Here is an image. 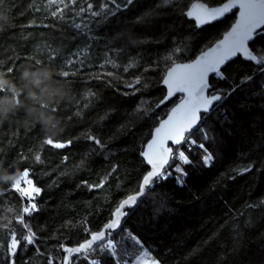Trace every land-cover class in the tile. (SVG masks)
I'll return each instance as SVG.
<instances>
[{"label": "trees", "instance_id": "obj_1", "mask_svg": "<svg viewBox=\"0 0 264 264\" xmlns=\"http://www.w3.org/2000/svg\"><path fill=\"white\" fill-rule=\"evenodd\" d=\"M196 1L223 0H173L161 8V0H117L119 7L112 0H75L67 8L48 0H0V86L6 89L0 91V190L5 177L14 179L25 168L41 188L37 210L25 221L37 234L32 244L21 241L14 264H48L49 256L59 264L61 244L82 242L86 227L101 228L120 199L138 190L149 170L140 156L144 143L180 97L156 107L165 93V70L192 59L235 17L231 12L197 27L186 15ZM88 3L98 16L86 9ZM102 3L108 8L101 9ZM56 7L63 16H51ZM249 47L264 54V27ZM222 69L226 79L217 73L209 79L210 93H223L221 102L190 135L196 143L182 146L189 162L179 157L175 163L174 156L115 232L126 234L127 246L118 249L127 247L121 264L132 261L133 237L160 264H252L263 256L264 62L237 56ZM62 72L69 74L66 80ZM245 75L251 80L242 82ZM46 135L71 143L45 145ZM200 144L212 156L207 165ZM249 164L248 172L238 173ZM101 179L103 186L88 187ZM16 197L0 191V205L14 206ZM12 226L18 234L20 225ZM7 238L0 228V264ZM102 256L82 255L70 264H93Z\"/></svg>", "mask_w": 264, "mask_h": 264}, {"label": "snow or ice", "instance_id": "obj_2", "mask_svg": "<svg viewBox=\"0 0 264 264\" xmlns=\"http://www.w3.org/2000/svg\"><path fill=\"white\" fill-rule=\"evenodd\" d=\"M51 3L63 4L64 8L69 5H73L75 0H48ZM112 3L119 7L117 0H112ZM128 3H132V0H128ZM173 0H161V3L157 5L161 8L166 5H172ZM127 6V5H125ZM238 6L240 9L239 15L236 22L232 24L231 28L223 34L222 40H217L215 44L208 48L207 51H202L195 60L187 64H176L173 62L171 66L167 67V71L164 73L162 83L167 86L168 93L164 97V100L168 99L169 96L175 91L185 93L184 99L180 103L176 104L168 113V117L165 120H161L158 127L152 132V139L148 141L146 148L141 151L140 156L143 157V162L150 165L151 168L144 175L139 178L138 191H134L132 194L127 195L124 199L120 200L110 214V218L106 223L103 224L102 228L97 231H90L87 227L85 231L88 232V237L82 242L78 243L74 247H66L61 244L60 248L63 250V258L60 264H70L73 258L71 254H82L88 250L95 248L96 242H101L107 239V244L101 249L104 256L100 258L97 264H107V261H112V264H121V261L125 259V252L127 247L123 250H118L117 242L109 236V230H111L112 236L115 235V231L121 226V218L126 215L125 209L135 205L140 198H142L147 191L151 189V185L155 183L157 179L164 176V172L161 171L164 165L168 162L169 154L173 152V149L167 147L165 142L171 141L173 144H179L182 140L187 139L191 132L198 127L199 115L198 113L203 110L207 113H211L210 105L213 101H219L222 99L223 93L206 96L204 89L207 87L205 77L209 72H216L221 79H226L224 76V70L221 65H225V62L232 56L241 53L245 59L261 63L264 62V54H254V50H250L247 42L251 41L255 34V30L261 25H264V0H227L226 3L221 4L219 7L207 8L204 4L193 3L189 10L186 12L188 17L195 16L197 25L203 24L206 20L211 21L227 12L230 8ZM94 5L88 3L86 9L90 11L93 17L99 15L98 12L92 11ZM101 9H107L108 5L102 3ZM85 8H80V12H84ZM58 14L63 16V9L56 7L51 12L52 17H57ZM146 13L145 15H150ZM143 20V17H138V21ZM79 28V25H76ZM261 53H264V49H261ZM171 59V57H167ZM110 62V61H109ZM40 63L39 60L36 61ZM71 63V61H69ZM127 70V69H125ZM13 68H8L7 72L11 73ZM60 75L67 77V72H62ZM110 75V74H109ZM98 79L100 77H97ZM251 80V77L245 75L242 77L243 81ZM134 83H139L137 78ZM235 85V81H232ZM129 88L131 84L127 85ZM231 90V89H230ZM0 91H6L3 86H0ZM15 95V94H14ZM164 101L161 100L160 103ZM207 138V129H201ZM87 139L93 141L95 144L103 146L101 141L93 135H88ZM45 145H51L55 148H63L66 144H70L71 141H61L53 139L50 136H45L43 142ZM191 143L195 144L196 141L192 140ZM199 147L205 151V155L202 157L205 165L212 159L210 153L204 148L203 144ZM182 162L188 163L187 157L183 152L179 153ZM34 159L39 162L40 155L37 153ZM65 159H67L65 157ZM113 169L117 168V165H112ZM252 167L249 164L247 167H242L238 170L239 174H243L249 171ZM177 171H181L179 166ZM107 177H105L106 179ZM8 181L6 187L0 191L13 192L17 194L20 200L23 202V206L19 210V214L15 217V223L21 225L25 234L18 236L16 230L11 223L0 225V228L6 230L7 234V246L5 250V264H14L13 256L18 250V246L21 241H26L28 244L34 242L35 233L32 231L25 221L32 212L37 210V204L34 202L35 197L40 195L41 188L36 186L33 179L30 176L28 168L23 169L20 175L11 179L8 177L4 178ZM104 179H101L99 184L88 185L91 189L93 187L99 188L103 186ZM84 183V182H82ZM255 205L246 207H254ZM135 245H140L138 238L133 237ZM127 246V241H125ZM107 257L105 260L104 257ZM48 264H54V257H48ZM130 264H160V261L156 258L143 260L137 257V260L130 261Z\"/></svg>", "mask_w": 264, "mask_h": 264}, {"label": "rangeland", "instance_id": "obj_3", "mask_svg": "<svg viewBox=\"0 0 264 264\" xmlns=\"http://www.w3.org/2000/svg\"><path fill=\"white\" fill-rule=\"evenodd\" d=\"M172 59V58H171ZM58 84V86L59 87H61V86H63L65 83L64 82H62V81H58L57 82ZM54 84H56V82L54 81ZM145 86V85H144ZM144 86H142L140 89L142 90L143 88H145ZM221 102V100H219L216 104L218 105L219 103ZM216 105V106H217ZM215 106V107H216ZM196 131V128H195V130H193L192 132H191V135L194 133ZM189 141H192V138L190 137V135L187 137V139H185V140H182V142L175 148V149H173V156H172V158L175 156L176 158L174 159V161H175V163H177V161L179 160V157H180V155H179V153H181V152H183V149H182V146L183 145H186V144H188V142ZM171 158V159H172ZM171 161V160H170ZM169 161V162H170ZM174 163V164H175ZM169 164V163H168ZM17 178V177H16ZM15 179V178H14ZM14 203H15V205L14 206H11V202H6V203H4V201H3V204H2V202H1V205H0V225H4V224H6V223H11V225H13V223H15V217L19 214V210H20V208L23 206V202L20 200V198L19 197H16L15 199H14ZM26 224H27V222H25ZM28 225V224H27ZM30 227V226H29ZM2 229V231L6 234V230H4L3 228H1ZM31 229H32V231L34 232V233H36L37 234V231H35L34 230V228H33V226H31ZM120 229V228H119ZM118 230V229H117ZM116 230V231H117ZM115 231V232H116ZM25 234V232H24V230H23V228H22V226L20 225L19 226V233L17 234L18 236H23ZM7 235V234H6ZM111 235H112V233H111V231L109 232V236L111 237ZM125 232L124 231H119V232H117V234L115 235V237H111L112 239H114L116 242H117V248L118 249H120V248H122V247H124L125 246ZM107 244V239H105V243H101V244H97V245H95V248H93V249H90V250H88L86 253H82V254H79V255H77V254H71L72 255V257L73 258H78V257H80V256H82V255H88V254H90V255H99L100 254V252H101V249L104 247V245H106ZM261 245H262V247L264 248V232L262 233V235H261ZM60 249H58V251H59ZM133 252H134V255H133V257H132V261H135V260H137V257H140L141 259H143V260H148V261H150L151 259H153L154 257H153V255L151 254V252H149L146 248H144L142 245H135L134 247H133ZM58 258L60 259V260H62V258H63V255L60 257V256H58ZM72 258V259H73ZM257 258V257H256ZM97 262V260L95 259L94 260V262H93V264H97L96 263ZM59 264H60V262H59ZM252 264H264V254H263V256H259V258L256 260V261H254Z\"/></svg>", "mask_w": 264, "mask_h": 264}, {"label": "water", "instance_id": "obj_4", "mask_svg": "<svg viewBox=\"0 0 264 264\" xmlns=\"http://www.w3.org/2000/svg\"><path fill=\"white\" fill-rule=\"evenodd\" d=\"M226 2H227V0H223L222 2H220V3H218V4H215V5H208V4L203 3V2H201V1H196V2H194V3H197V4H204L205 7H207V8H215V7H219L221 4L226 3ZM192 4H193V3H192ZM190 7H191V6H190ZM188 10H189V9H188ZM188 10H187V11H188ZM231 12H235V17H234V20L232 21V23L230 24V26H229V27H228V28H227V29L221 34V36L217 39V40H222V39H223V34L231 28L232 24H234V23L236 22V19H237L238 15H239V12H240V9H239L238 6H234V7L230 8L227 12L223 13L221 16H218V17H217L216 19H214V20H211V21L206 20L203 24H200L199 26H198L197 23H196L195 16H193V17H188V18L192 19V20L195 22V24H196L197 27H201V26H203V25L210 24V23H213V22H215V21H218V20L224 18L227 14H230ZM263 27H264V25H261L259 28H257V29L255 30V34H254V36L252 37L251 41L247 42L248 45H249V44L255 39V37H256L257 34L262 33V28H263ZM217 40H215V41H214L213 43H211L209 46H207L206 48H204L203 50H201L200 52H198V53H197L192 59H190V60H188V61H179V62H175V63H176V64H187V63H191L193 60L196 59V57H198V56L200 55V53H201L202 51H207L209 47H211L213 44L216 43ZM237 56H241L242 59H244V60H246V61H250V60L245 59V57H244L243 54L238 53L237 55L230 57V58L225 62V65H226V63H228L229 61L233 60V59L236 58ZM225 65H221V68H223ZM170 66H171V65H170ZM166 71H167V69L165 70V72H166ZM165 72H164V73H165ZM215 73H216V72H209V73L206 75V77H205V81H206L207 87L204 89V93H205L206 96H211V95L219 94V93H210V89H211V87H210V81H209V79H210V76L213 75V74H215ZM163 75H164V74H163ZM162 78H163V77H162ZM136 84H137V83H133V84H131V85H132L131 88H133ZM160 85H161L162 87L165 88L164 96H163L162 99H161V100H163L164 102H163V103H160V101H161V100H160V101L158 102V104H157L156 107H159V106L163 105L164 103L168 102V101L171 100L173 97H175L176 95H179L180 97H179L178 100H177V101H176V102H175V103L169 108V110H168L167 113L164 115V117H162V118L156 123V125L153 127V129H152V131H151V134H150L149 138H148V139L146 140V142L144 143V146H143L142 151L146 148V146H147V144H148V141L152 139V132L154 131V129H155L156 127L159 126L160 121H161V120H165V119H167V117H168V113L171 111V109H172L173 107H175L176 104L180 103V101H181L182 99H184V97H185V93L180 92V91H175V92H173V94H172L171 96L168 97V99L164 100V97H165V96L167 95V93H168V89H167V86H166L165 84L162 83V80H161ZM126 88H129V87L126 86ZM217 102H218V101H213V102H212V104L210 105V109H211V110L217 105V104H216ZM206 114H207V112H205V111H203V110H201V111L198 113L199 118H200L199 121H198V124H199V122L202 120V118H203ZM181 142H182V141H181ZM181 142H180V143H181ZM180 143H179V144H180ZM165 144H166L167 147H170V148H172V146H174L172 149H175V148L179 145V144H173L171 141H166ZM172 156H173V152L169 154L168 162L164 165V167H163V169H162L161 171H163L164 168L168 165V163H169V161L171 160ZM142 158H143V157H142ZM145 163H146V162H145ZM146 165H147V164H146ZM147 166L149 167V170H150L151 166H150V165H147ZM138 190H139V189H138ZM138 190H137V191H138ZM130 194H132V193H130ZM130 194H128V195H130ZM126 196H127V195H126ZM126 196H125V197H126ZM125 197H123L122 199H124ZM122 199H120V200H122ZM118 203H119V202H118ZM136 204H137V203H136ZM136 204H135V205H136ZM133 206H134V205H133ZM133 206L128 207V208L125 209L126 215H127V213H128V210H129L130 208H132ZM126 215H125V216H126ZM125 216H124V217H125ZM124 217L121 218V224H122V220H124ZM107 221H108V220H107ZM107 221H106V222H107ZM106 222H105V223H106ZM102 226H103V225H102ZM102 226H101V228H102ZM99 229H100V228H99ZM99 229H98V230H99ZM96 231H97V230H96ZM110 231H111V230H109V232H110ZM88 238H89V237H88ZM97 243H98V242H96V244H97ZM66 247H72V246H66Z\"/></svg>", "mask_w": 264, "mask_h": 264}, {"label": "flooded vegetation", "instance_id": "obj_5", "mask_svg": "<svg viewBox=\"0 0 264 264\" xmlns=\"http://www.w3.org/2000/svg\"><path fill=\"white\" fill-rule=\"evenodd\" d=\"M65 80H66V77H65ZM67 141H68V140H67ZM66 145H68V144H66ZM63 148H64V147H63ZM64 159H65V158H64ZM82 182H84V183H82ZM84 184H86V183H85V180L82 179L81 182H80V185L84 186ZM36 198H37V196H36ZM34 202H36V200H35ZM15 224H16V223H15ZM16 225H17V224H16ZM87 238H88V237H87ZM26 244H27V242H26ZM15 254H16V253H15ZM15 254H14V255H15Z\"/></svg>", "mask_w": 264, "mask_h": 264}]
</instances>
